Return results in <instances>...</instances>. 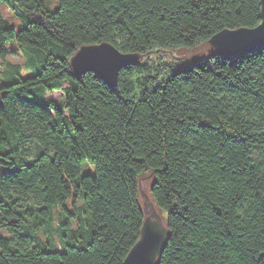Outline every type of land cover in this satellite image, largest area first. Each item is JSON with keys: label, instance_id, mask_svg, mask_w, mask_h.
Wrapping results in <instances>:
<instances>
[{"label": "trees", "instance_id": "trees-1", "mask_svg": "<svg viewBox=\"0 0 264 264\" xmlns=\"http://www.w3.org/2000/svg\"><path fill=\"white\" fill-rule=\"evenodd\" d=\"M1 5L20 26L0 8V264H122L145 218V171L169 234L157 264H264V47L209 44L259 22L257 0ZM101 42L140 55L116 87L72 69ZM173 47L184 56L164 59Z\"/></svg>", "mask_w": 264, "mask_h": 264}, {"label": "water", "instance_id": "water-1", "mask_svg": "<svg viewBox=\"0 0 264 264\" xmlns=\"http://www.w3.org/2000/svg\"><path fill=\"white\" fill-rule=\"evenodd\" d=\"M261 17H264V3H261ZM247 27L236 29H222L209 38V44L219 55H232L235 53H247L253 49L264 47L260 41L246 39ZM90 49L95 55L76 60V56L83 50ZM137 53H123L109 42H101L92 45H83L71 57L70 63L74 73L84 74L93 71L108 86L116 87L119 71L138 61ZM140 237L126 254L122 264H157V258L164 250L169 237L167 227L159 217L153 214L147 215L145 209Z\"/></svg>", "mask_w": 264, "mask_h": 264}, {"label": "rangeland", "instance_id": "rangeland-1", "mask_svg": "<svg viewBox=\"0 0 264 264\" xmlns=\"http://www.w3.org/2000/svg\"><path fill=\"white\" fill-rule=\"evenodd\" d=\"M0 8H1L4 16L10 22H12V24L15 26V28H18L20 26V23L16 18H14L12 16V14L10 13V10L7 9V7L2 6V5L0 6ZM9 48H10V51L7 55V58L12 60L13 62L21 63L23 61V57H22L20 49L17 47L16 43L15 42L10 43ZM163 50H164L163 56H164V59H166V60H169L172 58L175 59L176 57L184 56V54L182 52H180L178 50V48L173 47V48H168V49H163ZM183 51L185 52L186 55L190 54V51H188V50H183ZM0 70H1V68H0ZM0 73H1V71H0ZM28 73H29L28 71L22 72L23 75H26ZM0 83H1V77H0ZM48 96L50 98H52L54 101H62L64 98L61 90L50 92L48 94ZM9 169L10 168H8L6 166L0 165V170H2V171L9 170ZM82 172H91V168L87 164H85V165H83ZM152 179H153V176H152V173L150 171H145L139 179V190H140L141 203H142V206L145 209V212L147 215L153 214V218H154V216L159 217L161 222L164 224L165 218H166V211L165 210H158L155 207L154 202H153L151 195H150V185H151ZM80 202H82V201H80ZM70 208H72V207L70 206ZM0 234L7 235L5 230L0 231ZM56 247L58 249H60L61 248L60 243L57 242Z\"/></svg>", "mask_w": 264, "mask_h": 264}, {"label": "snow or ice", "instance_id": "snow-or-ice-1", "mask_svg": "<svg viewBox=\"0 0 264 264\" xmlns=\"http://www.w3.org/2000/svg\"><path fill=\"white\" fill-rule=\"evenodd\" d=\"M257 3L258 4L264 3V0H257ZM253 19L254 20L258 19L259 22H255L251 25V27L248 29L245 38L252 41L258 40L261 43H264V17H261L260 14L257 13ZM93 55H95V53L92 50L85 49L76 56V60L80 61L82 59H86Z\"/></svg>", "mask_w": 264, "mask_h": 264}]
</instances>
